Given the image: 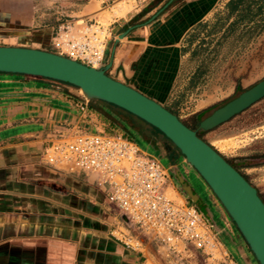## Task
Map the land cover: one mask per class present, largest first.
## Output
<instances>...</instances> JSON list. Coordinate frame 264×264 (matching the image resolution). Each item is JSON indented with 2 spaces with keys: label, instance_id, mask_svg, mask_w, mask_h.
Returning <instances> with one entry per match:
<instances>
[{
  "label": "crops",
  "instance_id": "crops-1",
  "mask_svg": "<svg viewBox=\"0 0 264 264\" xmlns=\"http://www.w3.org/2000/svg\"><path fill=\"white\" fill-rule=\"evenodd\" d=\"M112 1L0 0V46L55 53L50 37L62 20L112 16L102 66L106 75L168 109L161 101L177 78L183 37L217 0H147L139 10L126 11L119 4L110 7ZM70 93L0 73V262L150 264L141 249L115 237L111 226L117 210L99 188L81 174L50 168L40 157L47 132L61 123L79 125L74 105L81 96ZM87 112L94 111L87 105ZM233 243L240 261L251 264L240 242Z\"/></svg>",
  "mask_w": 264,
  "mask_h": 264
},
{
  "label": "rangeland",
  "instance_id": "rangeland-1",
  "mask_svg": "<svg viewBox=\"0 0 264 264\" xmlns=\"http://www.w3.org/2000/svg\"><path fill=\"white\" fill-rule=\"evenodd\" d=\"M227 1L217 0L214 10L201 23L188 31L180 44L182 56L178 75L172 90L161 103L184 123L193 124L192 114L196 113L198 114L195 120L197 124L213 110L264 78V0L259 9L257 6L260 1L252 0L256 4L250 12L256 13L253 23H248V11H241L242 18L232 26L230 24L236 19V15L226 16ZM119 6L125 11L131 8L125 3ZM109 18L112 19V16L105 15L100 22L106 25ZM46 85L52 86L49 83ZM65 90L71 92L70 94L75 92L79 94L77 89L66 88ZM76 112L79 125L75 127L79 129L121 133L119 130L109 129L95 112L81 113L77 110ZM59 125L67 124H57L56 127ZM68 126L72 127V125ZM194 131L225 161L235 166L237 172L256 190L258 197L264 202V164L242 167L236 162V159L244 158L250 161L264 153V97L210 130L202 131L196 127ZM219 142L226 145L227 151L217 149L216 145ZM139 143L143 150L159 157L163 164L170 167L177 166L181 174L197 178V180H191L193 189L207 204L206 208L200 207V210L205 212L207 209L215 220L218 222L220 220L234 238L232 241L240 242L241 252H246L248 258L252 259L251 264H257L222 206L196 172L185 164L183 158L174 155L173 159L169 160L167 151L160 143L158 149L148 147L140 140ZM174 186L176 187L175 183ZM218 225L216 224V228ZM111 230H114L116 237H119V232L126 234L127 231L118 217L112 221ZM128 235L133 237L130 232ZM217 237L223 243L221 250L225 253V260L219 257L217 251L214 252V257L218 261L208 259L204 262L197 254L195 260H177L155 251L146 240V248L142 245L137 248L142 250L150 264H227L228 260H234L232 256L237 260L235 264H243L236 250L227 243L224 236L217 234ZM243 261L248 264L247 258Z\"/></svg>",
  "mask_w": 264,
  "mask_h": 264
},
{
  "label": "built area",
  "instance_id": "built-area-1",
  "mask_svg": "<svg viewBox=\"0 0 264 264\" xmlns=\"http://www.w3.org/2000/svg\"><path fill=\"white\" fill-rule=\"evenodd\" d=\"M146 1L114 0L110 7L125 3L131 10H139ZM109 26L100 20L69 17L52 31L50 46L56 55L99 69L110 37ZM74 108L88 113L83 99ZM40 157L56 171L87 178L115 206L117 217L123 215L155 251L183 261L195 260L197 254L204 262L218 261L214 257L217 251L225 260L223 243L202 212L176 192L169 167L143 150L139 139L59 125L43 136ZM129 232L127 229L126 234L119 232L115 237L135 249L141 243Z\"/></svg>",
  "mask_w": 264,
  "mask_h": 264
},
{
  "label": "water",
  "instance_id": "water-1",
  "mask_svg": "<svg viewBox=\"0 0 264 264\" xmlns=\"http://www.w3.org/2000/svg\"><path fill=\"white\" fill-rule=\"evenodd\" d=\"M107 67L92 69L54 53L23 47L0 46V73L46 78L75 87L85 101L98 100L116 106L161 133L182 155L183 161L206 184L222 206L257 264H264V204L256 190L211 146L186 128L155 101L105 74ZM264 97V78L213 110L198 122L197 129L210 130ZM178 192L191 203V193L177 166L170 167ZM202 212V211H201ZM203 217L213 231L222 234L232 247L222 225L206 209ZM118 220L141 244L145 239L123 216ZM217 222V223H216ZM218 225V228L216 227ZM150 250V248H149Z\"/></svg>",
  "mask_w": 264,
  "mask_h": 264
},
{
  "label": "trees",
  "instance_id": "trees-1",
  "mask_svg": "<svg viewBox=\"0 0 264 264\" xmlns=\"http://www.w3.org/2000/svg\"><path fill=\"white\" fill-rule=\"evenodd\" d=\"M246 1L247 0H228L225 3L226 13H227L226 16L228 17L232 14L236 15V19L230 24V26L234 25L239 19L242 18V16L240 15L241 11H244V12L248 11V23L254 22L253 17L256 15V13H250V12L252 11L251 9H253V7L256 4H255V2H252V0H248V2H246ZM259 1H260V4H259V6H257L258 9L261 8V5L263 3L262 0H259ZM21 76L27 77V78H32L35 80H39V81H42L45 83H49L50 85L54 86L52 88H54L56 90H60V91L65 90L66 88L76 89L75 87H73L69 84L50 80V79H46V78L33 77V76H27V75H21ZM78 99L80 101H82V99L80 97H78ZM87 105L92 111H94L107 124V127L109 129L119 130L122 135H124L125 137H128V138H137L140 141H143L144 144H146V146L151 147V148L158 149L159 148L158 144L160 143L162 145V147L164 148V150L167 151L169 160H172L174 155L180 156L182 158V155L178 152V150L161 133H159L156 129L152 128L151 126L147 125L146 123H144L142 120H140V119L136 118L135 116L129 114L128 112H126V111H124V110H122L116 106H113L111 104L101 102L98 100L88 101ZM166 110L175 116V114L172 111H170L168 109H166ZM197 115L198 114L192 115L191 119H192V121H194L193 124L192 123L187 124V123H184L182 121H180V122L189 130L194 131L198 125V122H199L198 121L197 124L195 122ZM194 124H195V126H194ZM196 136L198 138H200L197 133H196ZM236 162L239 165H241L242 167H248L250 165H263L264 164V153L250 159V161H248V159L244 158V159H236ZM228 164L232 168L235 169L234 165H232L230 163H228ZM261 202L264 204V202L262 200H261ZM18 253L19 252L14 253V257H17L19 255ZM11 263L19 264V262L15 261V260H13ZM0 264H1V262H0Z\"/></svg>",
  "mask_w": 264,
  "mask_h": 264
},
{
  "label": "flooded vegetation",
  "instance_id": "flooded-vegetation-1",
  "mask_svg": "<svg viewBox=\"0 0 264 264\" xmlns=\"http://www.w3.org/2000/svg\"><path fill=\"white\" fill-rule=\"evenodd\" d=\"M171 178L173 179V182L175 183L176 187L178 188V184L176 182V179L173 178L172 176H171ZM184 179H185V183L189 186L191 193L196 195L195 202L192 204L195 205L199 210H200V207L206 208L205 205H207V204L205 203V201L201 198V196L199 194L195 193L192 183L188 180V178L186 176H184ZM214 214H215V212H214Z\"/></svg>",
  "mask_w": 264,
  "mask_h": 264
},
{
  "label": "bare ground",
  "instance_id": "bare-ground-1",
  "mask_svg": "<svg viewBox=\"0 0 264 264\" xmlns=\"http://www.w3.org/2000/svg\"><path fill=\"white\" fill-rule=\"evenodd\" d=\"M116 4H119V3H116ZM93 69V68H92ZM216 147H217V149H219V151L221 150V151H224V150H226V145L225 144H223V143H221V142H219V143H217V145H216ZM227 151V150H226ZM225 152V151H224ZM216 228V227H215ZM220 233V232H219ZM218 233V234H219ZM235 247L237 248V246L235 245Z\"/></svg>",
  "mask_w": 264,
  "mask_h": 264
}]
</instances>
